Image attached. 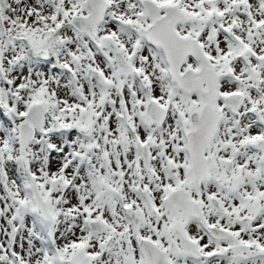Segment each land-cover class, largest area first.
I'll return each mask as SVG.
<instances>
[{
    "label": "snow or ice",
    "instance_id": "6c2138e0",
    "mask_svg": "<svg viewBox=\"0 0 264 264\" xmlns=\"http://www.w3.org/2000/svg\"><path fill=\"white\" fill-rule=\"evenodd\" d=\"M0 264H264V0H0Z\"/></svg>",
    "mask_w": 264,
    "mask_h": 264
}]
</instances>
